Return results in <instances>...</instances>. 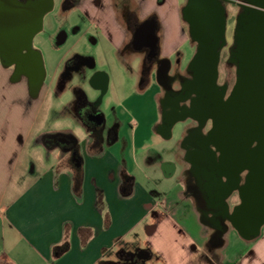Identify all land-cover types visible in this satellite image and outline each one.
Wrapping results in <instances>:
<instances>
[{
	"label": "crops",
	"instance_id": "1",
	"mask_svg": "<svg viewBox=\"0 0 264 264\" xmlns=\"http://www.w3.org/2000/svg\"><path fill=\"white\" fill-rule=\"evenodd\" d=\"M185 1H59L55 34L67 38L64 27L73 29L72 19L78 14L75 33L91 34L95 44L106 45L112 51L107 61L114 60L122 74L135 78L136 84L129 95H120L111 121L100 105L92 107V114L101 116L114 134L99 138L88 133L71 135L74 161L72 151L49 148L44 141H37L42 135L34 134L37 124L54 115L66 124L70 121L86 129L74 109L76 92L89 84L106 93L116 75L114 68L110 73L84 72L77 80L80 62L86 56L75 54L69 59L78 62L77 66L66 74L65 67L61 73L58 69L48 80L44 75L37 91L30 90L25 78L11 81L9 90L19 101L0 103V264H117L122 261L115 259L116 254L119 259L126 254L130 261L139 251L148 256L143 264L151 263L154 253L159 261L155 264H176L179 259L182 264H193L200 248L205 254L209 232L200 222L187 184L193 167L190 154L195 152L189 141L194 121L177 119L165 130L163 116L170 106L161 84H157L155 94L158 118L148 130H141L139 121L134 124L124 105L131 96L142 97L153 87L159 61L166 62L165 76H188L190 65L184 60L190 50L195 53L199 40L183 17ZM151 18V28L156 23L159 40L157 62L149 68V79L144 82L146 49L126 51L125 46L133 37V27L146 28ZM177 90L178 85H174L172 91ZM69 91L75 96L74 103L63 101ZM188 121L191 125L177 136L178 126ZM73 168L80 173L77 193ZM143 229L147 247L136 242ZM233 233L236 231L230 226L223 246L215 251L219 253L218 264H264V224L256 237L244 239L249 245L230 250ZM65 239L69 250L54 258L53 249Z\"/></svg>",
	"mask_w": 264,
	"mask_h": 264
},
{
	"label": "flooded vegetation",
	"instance_id": "2",
	"mask_svg": "<svg viewBox=\"0 0 264 264\" xmlns=\"http://www.w3.org/2000/svg\"><path fill=\"white\" fill-rule=\"evenodd\" d=\"M51 1L53 0H0V43L9 49L7 51L5 47L4 49L0 47V65L7 70L11 69L17 79L25 78L28 84L37 82L45 75L41 54L33 49V41L30 48L24 49L20 56L14 58L11 66H5L7 61L2 59L4 55L10 54V51L15 53V44L20 39L19 27L28 24L30 30L40 11ZM191 1L184 2L182 12L190 32L198 38L199 43L196 45V55L190 64L187 77L165 76L166 62H157L155 58L159 40L156 36L155 22L154 27L151 28L153 18L146 28L133 27V37L125 46V50L146 49L144 82L149 79V68L158 63V71L153 76L154 81L165 89L168 97L166 103L170 106V110L163 116L165 130L177 119L189 118L195 123L189 138L190 143L195 147V152L190 154L193 167L187 184L199 213L200 222L208 229L206 248L212 253L213 250L223 246V236L232 226L233 218L236 216L243 218L239 209L245 201L244 189L247 181L259 177L260 171L264 172V121L253 120L249 126L244 121L230 120L228 110L226 112L228 98L237 79L244 73L245 55L240 52L239 43L249 33L251 28L249 18L253 15H264V5L252 0H212L221 8L220 17L216 18L217 10L213 5L208 7L205 13L212 19L211 29L219 31L220 28L222 36L215 51L218 55L216 80L211 82L209 79L213 67L210 63L214 55L212 50L214 41L210 39L211 43L205 44L202 35L199 36L194 18L198 12L190 6ZM227 9L232 10L234 15L229 17ZM200 29L202 30L201 27ZM228 35H233L235 40L228 47V61L237 69L233 88L230 91L217 83L221 52L227 45ZM199 57H201L200 63H197ZM77 63L67 69L72 70ZM199 76L204 80L201 84L198 83ZM174 85H178L177 91H172ZM91 111L92 106L87 105L85 101L78 106V113L83 118L87 133L94 138H99L103 134H114V129L106 127L104 123L99 124L97 115L92 114ZM100 120L103 122L101 116ZM64 139L65 141L61 142ZM72 141L70 137L60 134L47 138L49 145L59 144L65 150L72 151V160L76 161ZM202 142L204 148H200ZM197 158L204 161L203 168L198 165ZM213 253L216 254L215 251ZM143 262V259L136 254L131 256L129 264H143Z\"/></svg>",
	"mask_w": 264,
	"mask_h": 264
},
{
	"label": "rangeland",
	"instance_id": "3",
	"mask_svg": "<svg viewBox=\"0 0 264 264\" xmlns=\"http://www.w3.org/2000/svg\"><path fill=\"white\" fill-rule=\"evenodd\" d=\"M60 0H53L54 6L53 9L44 17L43 19V28L41 32H39L34 40H33V49L41 54L42 60H43V67L45 72L46 79H50L51 75L55 73L59 69V73L64 69V73L66 74L67 68L70 67V65L74 64L76 65V61L73 59L70 60L73 55L79 54L84 55L86 58H83L80 62V67L78 69V76L77 80L80 78V76L86 72L90 74H94V71H102L106 70L107 73H110L112 69L114 68V72H116V75L114 74L113 77V84H111L108 88V91L104 93L103 91H95L89 84L85 85L82 89H79L75 97L72 92L69 91L68 95L64 97L63 101H69V103L73 102V99H77L76 106L74 109L76 111L78 110V106L84 101H88L92 107L100 105V109L106 119L108 121L112 120V111L113 107H115L116 103L119 100V97L122 93H130L133 92L131 89H133L134 85L136 84V79L133 77L128 76L127 74H122V72L118 69L117 65H115V61H111L110 58L108 61L106 59V56H110L112 51L104 44H95L91 39V34L89 36H84L81 34L75 33L77 22L75 20V17H79L78 14L75 15L74 19H72V28H68L67 26L64 27L63 31L68 32V37L63 39L61 37L60 33L55 34L57 31V27L59 24V18H60ZM256 3H260L264 5V0H252ZM227 12L229 14V17L234 15V12L232 10H228ZM76 22V24H75ZM234 36L228 35L227 36V45L223 47L221 52V59L219 61V70H218V79L217 83L219 85H222L224 87H227V90H231L233 88V83L235 81L236 75H237V69L234 68L229 64L228 61V47L234 43ZM196 53V50H195ZM192 54V51L190 50L184 60V63H188L190 65L195 57L196 54ZM69 59V60H68ZM68 60V61H67ZM65 62V65H63ZM114 62V63H113ZM114 65V66H113ZM99 69V70H98ZM4 70H7L0 65V74ZM121 73L119 74L118 71ZM0 103L4 104L6 100L10 103H16L19 101V98L14 94H11L12 92L9 90L10 85H12L11 81H17V76L12 74V70L9 69L8 72L4 73V75H0ZM78 82V81H77ZM153 87L147 91L145 95L142 97L137 96L136 94L131 96L129 100H127V103H125V107L129 110L132 120H134V124L136 122H141L142 127L141 130H148L149 125L153 124V122L158 118L157 117V109L155 107L156 99L155 94L158 91L157 83L153 82ZM29 86V84H28ZM6 94V95H5ZM129 95V94H127ZM7 96V97H6ZM128 97V96H127ZM74 103V102H73ZM121 116L124 115L122 112H120ZM128 117V114H126ZM62 120V119H61ZM57 119L54 115H51L48 119H42L37 124V128L34 132L35 135H39L40 137H36L37 141H44L45 144L47 143L48 137H53L58 134L65 135L71 137V135H81V134H87V131L84 127L81 125L78 127L77 125L71 123H65ZM191 121H188L186 123H182L178 126L176 129V134L179 136V133L183 131L187 125H191ZM109 125V124H107ZM106 125V126H107ZM111 128V127H110ZM128 129L125 131L127 132ZM47 137V138H46ZM35 138V139H36ZM156 183V182H155ZM169 187V186H168ZM167 187V188H168ZM236 234H238L236 232ZM235 233L231 234L229 237V249L234 250L240 247H244L246 245H249L246 243L244 239H242L240 236L237 237ZM146 230H140L137 234V240L138 245L147 247L144 243L146 241ZM202 247V246H200ZM134 249V248H133ZM132 249V250H133ZM131 250V251H132ZM204 251L203 248H200V251L195 254L193 264H218L219 263V253H213L215 250L212 251V253H209L207 248H205V254L202 252ZM115 259L118 261H121L118 257V254L115 255ZM125 256V255H122ZM205 256L209 258L211 261H206L208 259L205 258ZM157 254L154 253V258L149 264H155L157 261ZM176 264H182L181 260L179 259L178 262H175ZM121 264H129L124 261L121 262ZM157 264V263H156ZM160 264V263H158Z\"/></svg>",
	"mask_w": 264,
	"mask_h": 264
},
{
	"label": "water",
	"instance_id": "4",
	"mask_svg": "<svg viewBox=\"0 0 264 264\" xmlns=\"http://www.w3.org/2000/svg\"><path fill=\"white\" fill-rule=\"evenodd\" d=\"M211 5L215 6L217 10L216 18L220 16V7L216 6L212 0H192L190 6L194 8L198 14L195 15L196 29L199 32V36L202 35L205 44H209L210 39L213 42V60L210 65L213 67V73L209 79L211 82L216 80V66L218 64V55L215 53L218 41L221 39L222 31H214L211 29L210 22L212 19L205 11ZM53 9V1L40 11L35 24L29 30L28 24H23L19 27L20 39L15 44L14 53L10 51V54L4 55L2 60L7 61V67L14 63V58L20 56L24 49L30 48L32 45L33 37L39 33L43 28V18ZM251 28L246 35V40L243 38L239 43V49L244 58V73L237 79V82L228 98L226 105V112L228 110V117L232 121H244L250 126L253 120L262 122L264 121V15H253L249 18ZM202 28V30L199 28ZM214 27H216L214 25ZM2 49L9 51L5 45L0 43ZM201 57L197 59V63H200ZM44 76L37 82L29 83L31 91H37L42 86ZM203 77L199 76L198 83H203ZM99 124H102L100 116L97 115ZM262 126V123H260ZM262 129V128H261ZM262 134V130L260 131ZM264 136V135H263ZM62 140L61 142H64ZM202 145L200 148H204ZM198 165L203 168L204 161L197 158ZM209 164V163H208ZM255 177V176H254ZM245 201L240 207L241 215L243 218L237 216L233 218L232 227L234 230L245 240H251L259 233L260 227L264 224V172L260 171L259 177L251 178L247 181V185L244 189ZM238 210V212H239ZM137 255L141 259H148L145 251H140Z\"/></svg>",
	"mask_w": 264,
	"mask_h": 264
},
{
	"label": "trees",
	"instance_id": "5",
	"mask_svg": "<svg viewBox=\"0 0 264 264\" xmlns=\"http://www.w3.org/2000/svg\"><path fill=\"white\" fill-rule=\"evenodd\" d=\"M47 146H48L49 148L54 147V146H60V147H62V146L59 145V144H53V145H49V144H47ZM62 148L64 149V147H62ZM73 174H74V185H73V189H74L75 193H77V192H78V189H79V187H80V177H79V176H80V173H79V171H76V170L73 168ZM68 250H69V243H68V241L65 239L64 242H63L61 245L56 246V247L53 249V252H52L53 257H54V258H58V257L62 256L63 254H65ZM125 256H126V254H125ZM120 260H121V261H124V262H126V263H129V261L127 260V258H125V257L122 256V255H121V257H120ZM117 264H121V263H117Z\"/></svg>",
	"mask_w": 264,
	"mask_h": 264
}]
</instances>
